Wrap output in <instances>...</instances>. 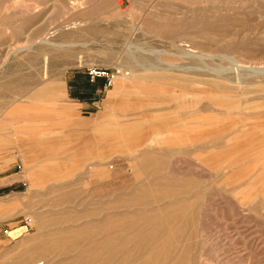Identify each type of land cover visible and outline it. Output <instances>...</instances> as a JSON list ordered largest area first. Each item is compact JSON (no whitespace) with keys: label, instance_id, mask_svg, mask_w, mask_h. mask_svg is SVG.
Segmentation results:
<instances>
[{"label":"rangeland","instance_id":"rangeland-1","mask_svg":"<svg viewBox=\"0 0 264 264\" xmlns=\"http://www.w3.org/2000/svg\"><path fill=\"white\" fill-rule=\"evenodd\" d=\"M231 57L264 66V0H0V264H264V74Z\"/></svg>","mask_w":264,"mask_h":264},{"label":"crops","instance_id":"crops-1","mask_svg":"<svg viewBox=\"0 0 264 264\" xmlns=\"http://www.w3.org/2000/svg\"><path fill=\"white\" fill-rule=\"evenodd\" d=\"M144 81L149 83V87L151 89H156L158 91H160V90L162 91V88H161V86H160V84L158 82L151 81V80H147L146 81L145 79H144ZM50 83H51V81H50ZM119 83L124 85V86L136 85V83H132V81H130V79H123V80L121 79ZM56 91L57 90H53L51 92L52 99L49 102H47V104L56 102L54 99H55V97L57 95H59V93L56 92ZM38 107H40V108H35L34 111H32V113L31 112L24 113L23 116L28 118V119L35 118V119L44 120V119H48L50 114H60L61 112L64 111V109L65 110H70L71 109V106H69V105L66 106V105L63 104V107H61L62 110L57 109L56 113H54L53 110H51V112H49L47 107H45L44 109H42L40 105ZM29 128L32 129V125H30L29 127H26V131ZM35 128L37 129V131L39 133H41V130H40L41 128L36 127V126H35ZM15 131H16L17 135L15 137H13L14 141L21 139L22 135H30L32 137L34 136V135H31L32 132H28L27 133L26 131H23L22 129H19V130L17 129ZM42 132H45V130L43 129ZM41 135H44V133H41ZM159 135L160 134L157 133V134H155V136L153 138L155 139ZM153 138H151V139H153ZM3 140L4 139L0 137V150L5 148L4 147L5 141H3ZM102 156H103V154H101V152H100L98 154V157L101 158ZM17 173L18 172H15V171L7 173L6 172V165L4 163H0V195L6 194V193H9V192H14L16 190V187L20 185V182L22 180H21V178H16ZM5 208L7 209V205H5V203L0 202V220L7 218L6 217V213L7 212H6ZM15 230L16 229H12V231H15ZM28 264H30V262Z\"/></svg>","mask_w":264,"mask_h":264},{"label":"bare ground","instance_id":"bare-ground-1","mask_svg":"<svg viewBox=\"0 0 264 264\" xmlns=\"http://www.w3.org/2000/svg\"><path fill=\"white\" fill-rule=\"evenodd\" d=\"M164 19V18H163ZM173 23V22H172ZM162 27H164V26H162ZM174 27L176 28V26L174 25ZM191 28V27H190ZM167 29V28H166ZM182 29V28H181ZM161 30V29H160ZM165 30V29H164ZM168 30V29H167ZM183 30V29H182ZM186 30V29H185ZM184 30V31H185ZM229 38V37H228ZM232 38V37H231ZM188 39V38H187ZM179 40V39H178ZM181 40V39H180ZM166 42H167V40H166ZM170 41H168V43H169ZM173 42V41H172ZM174 43V42H173ZM176 43V42H175ZM169 45V44H168ZM171 45V44H170ZM174 45V44H173ZM172 45V46H173ZM195 47V46H194ZM168 48V47H167ZM169 48H171V46L169 47ZM178 48H181L180 50H181V52H182V50H183V48L182 47H178ZM168 50V49H167ZM166 50V51H167ZM170 50V49H169ZM179 50V51H180ZM165 52V51H164ZM175 52H177V51H175ZM175 52H173V53H175ZM162 53V52H161ZM167 53H169V51L167 52ZM172 53V52H171ZM183 53V52H182ZM181 53V54H182ZM239 53V52H238ZM178 54V53H177ZM179 55V54H178ZM183 55V54H182ZM181 55V56H182ZM198 54H196V56H197ZM135 56V55H134ZM185 56V55H184ZM200 56V55H199ZM145 57V56H144ZM143 57V58H144ZM153 57H154V61H156V60H158V62L159 63H161L160 62V60H159V58H158V56H154L153 55ZM198 57V56H197ZM232 58V61L234 62H232L233 64H234V68L236 69V71H238V74L240 75V71L242 70L243 71V69L244 70H248V71H250V72H252V73H260V74H264V66H256V65H253V64H251V63H240L237 59H235L234 57H231ZM146 59V58H145ZM255 59V58H254ZM257 59V58H256ZM134 60H136V59H134ZM148 60H151V59H148ZM137 61V60H136ZM144 62H145V60H143ZM153 61V62H154ZM192 62V61H191ZM149 64H147V65H149V67H147L146 65L144 66V64H146V62L143 64V63H141V61L140 62H138V65H140L142 68H144V69H156V70H165L166 68H168V67H173V68H177L178 67V69H182V70H194V69H201V70H210V69H212L211 67L210 68H208V66H206V65H200L201 67H199V66H197V65H195V66H186V65H184V67H181V65L182 64H179V65H168L166 68L163 66H160L159 67V64H158V66H156V63L154 64V63H152V62H148ZM194 63V62H193ZM199 63V62H198ZM199 64H201V63H199ZM161 65V64H160ZM189 65V64H188ZM192 65V64H191ZM186 66V67H185ZM214 69V68H213ZM176 70V69H175ZM215 72H217L218 73V71L216 70ZM194 73V72H193ZM248 73V72H247ZM251 73V74H252ZM119 76H122V74L121 73H119L118 74ZM31 264H40V262H34V263H31ZM149 264V263H148Z\"/></svg>","mask_w":264,"mask_h":264},{"label":"built area","instance_id":"built-area-1","mask_svg":"<svg viewBox=\"0 0 264 264\" xmlns=\"http://www.w3.org/2000/svg\"><path fill=\"white\" fill-rule=\"evenodd\" d=\"M87 74L91 80L102 77V78H105L107 80L106 84L111 83L110 75L106 70L91 66V67L87 68Z\"/></svg>","mask_w":264,"mask_h":264}]
</instances>
